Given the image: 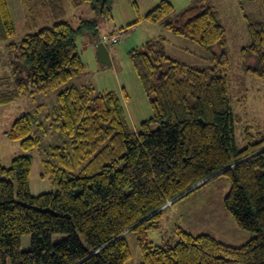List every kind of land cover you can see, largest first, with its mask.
<instances>
[{"label": "trees", "instance_id": "16d2710c", "mask_svg": "<svg viewBox=\"0 0 264 264\" xmlns=\"http://www.w3.org/2000/svg\"><path fill=\"white\" fill-rule=\"evenodd\" d=\"M22 1L25 29L38 27V14L53 22L5 44L17 31L8 0H0V104L27 92L54 90L81 74L85 64L77 36L96 34L99 21L79 18L75 27L63 18L64 2L90 1L95 8L102 3L101 12L110 16L114 0ZM130 2L138 10L137 1ZM173 10L170 1L161 0L142 18L162 21ZM164 26L211 51L219 45L213 66L179 62L151 41L147 51L130 50L153 110L135 132L126 129V107L117 92L95 93L92 86L71 81L58 91L53 125L66 141L45 161L56 189L32 193L29 153L16 156L8 167L0 163V264H124L131 257L126 238L131 231L138 233L140 264H264V137L237 148L225 28L206 1ZM251 35L242 56L257 64L244 63V68L264 81V25H252ZM36 117L23 114L6 132L25 151L39 141L31 136ZM222 174L231 180L225 206L239 228L255 234L248 242L233 246L180 226L175 227V242L148 241L149 229L159 226L169 201ZM57 233L65 236L53 243ZM25 235L30 236L26 249Z\"/></svg>", "mask_w": 264, "mask_h": 264}, {"label": "rangeland", "instance_id": "374dc122", "mask_svg": "<svg viewBox=\"0 0 264 264\" xmlns=\"http://www.w3.org/2000/svg\"><path fill=\"white\" fill-rule=\"evenodd\" d=\"M138 10H135L130 0H114L111 15L103 10L102 3L93 7L90 1L81 4L64 2L63 18L76 27L79 18L98 20L96 34L92 31L77 36V48L85 64L84 71L74 76L70 81L76 86L90 85L96 92L115 91L123 98L127 121L126 129L130 132L138 130L142 121L153 115L149 98L139 80L129 56V51L135 48L147 51L149 42H156L165 54L179 62L200 68L212 67L213 51L221 50L219 45L213 51L203 47L193 39L175 34L164 26V23L174 21L186 8L201 1H206L217 11L218 19L226 31L224 48L227 50L231 68L230 103L236 116L234 135L238 149L247 146L249 140L258 141L264 137V81L257 79L245 71L244 63L256 65L255 58L244 60L242 48L251 44V26L264 25V6L261 0H168L174 10L165 19L152 22L142 18L148 11L159 4L161 0H136ZM11 14L16 23V34L4 43L19 40L28 32H35L44 25L52 24L51 19L36 17L38 27L26 28L27 13L22 0H8ZM30 20H32L30 18ZM45 22V23H44ZM124 31L125 38L117 44H105L112 55L111 64L98 60L97 45L102 42L106 32ZM113 32V33H114ZM110 34V33H109ZM3 43H0V70L3 69L1 55ZM70 81L47 92H27L17 95L11 101L0 104V163L10 166L12 160L21 154L29 153L32 158L30 185L33 194L55 190L52 176L45 171V161L53 158L54 147L63 145L66 137L55 128L54 111L58 107L57 93L70 85ZM11 85V82H10ZM15 85H11L13 89ZM32 89V88H31ZM26 113L36 114L31 136L38 137V144L25 151L19 140L7 137L6 132L15 120ZM45 174V175H44ZM44 175V176H43ZM16 188V184H15ZM231 188V180L225 174L219 175L206 184L187 192L175 203L167 204L168 208L158 219V227L149 229L148 241L153 245L166 241L177 240L176 226L184 230L200 234L206 233L218 240L233 246H241L255 234L252 231L238 227L236 221L224 203L225 196ZM65 234L53 236V243L59 241ZM131 257L124 264H140L141 250L138 244L137 231H131L126 236ZM30 246V236L23 237V248Z\"/></svg>", "mask_w": 264, "mask_h": 264}, {"label": "water", "instance_id": "95a60500", "mask_svg": "<svg viewBox=\"0 0 264 264\" xmlns=\"http://www.w3.org/2000/svg\"><path fill=\"white\" fill-rule=\"evenodd\" d=\"M97 48H98V51H97V57H98V60L102 63H105V64H111V56H110V52L107 48V46L103 43V42H99L98 45H97ZM224 171V170H222ZM222 171H219L217 173H220ZM216 173V174H217ZM213 176V175H212ZM211 177V176H210ZM210 177H207L206 179L202 180L201 182L195 184L194 186H192L191 188H189L186 192L182 193L181 195L177 196L175 199H173L172 201L178 199L180 196L184 195L185 193H187L188 191H190L191 189H193L194 187L198 186L200 183L206 181L207 179H209ZM172 201H169V203H171Z\"/></svg>", "mask_w": 264, "mask_h": 264}, {"label": "built area", "instance_id": "2783aa9c", "mask_svg": "<svg viewBox=\"0 0 264 264\" xmlns=\"http://www.w3.org/2000/svg\"><path fill=\"white\" fill-rule=\"evenodd\" d=\"M125 32L124 31H117L110 34H105L102 37V42L104 44H117L121 42L125 38Z\"/></svg>", "mask_w": 264, "mask_h": 264}, {"label": "crops", "instance_id": "0c3cea01", "mask_svg": "<svg viewBox=\"0 0 264 264\" xmlns=\"http://www.w3.org/2000/svg\"><path fill=\"white\" fill-rule=\"evenodd\" d=\"M108 33H110V32H106L105 34H108ZM110 56H111V61H112V55H111V53H110Z\"/></svg>", "mask_w": 264, "mask_h": 264}, {"label": "bare ground", "instance_id": "6f19581e", "mask_svg": "<svg viewBox=\"0 0 264 264\" xmlns=\"http://www.w3.org/2000/svg\"><path fill=\"white\" fill-rule=\"evenodd\" d=\"M131 230V229H130Z\"/></svg>", "mask_w": 264, "mask_h": 264}]
</instances>
